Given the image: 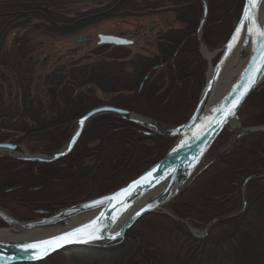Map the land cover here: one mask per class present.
Here are the masks:
<instances>
[{"label": "trees", "instance_id": "obj_1", "mask_svg": "<svg viewBox=\"0 0 264 264\" xmlns=\"http://www.w3.org/2000/svg\"><path fill=\"white\" fill-rule=\"evenodd\" d=\"M132 1L117 4V0H112L110 7L116 2L115 13L104 19L121 13L123 17L132 16L135 11ZM165 1L177 12L175 21L187 27L161 39L158 55H165V62L175 55L168 66L175 71V78L171 80L185 84L179 90H164L153 97L151 92L137 94L139 81L130 83L120 76L121 71L116 73L124 68L126 63L121 62L130 58V52L126 48L111 47L96 49L97 56L108 52L103 61L61 67L47 74L38 92L33 81L32 40L27 32L66 38L90 23L75 24L66 19L68 6L76 0H0V142L41 143L45 150H53L65 139L64 130L70 123L102 106L134 111L172 125L187 121L200 89L197 67L191 64L197 55L193 35L200 6L198 0ZM213 3L208 4V12L215 20L220 8L219 3L215 2V6ZM242 3L243 0L241 6ZM150 8L156 7L150 5ZM13 33L17 34L7 48V40ZM133 60L141 67L139 78H142L157 58L150 61L135 56ZM95 91L112 97L108 102L97 100ZM125 94L130 97L121 104ZM174 102H179L182 111L185 109V116L177 121L165 120V107ZM257 114L247 121L256 117L252 124L263 122L264 115ZM138 130L132 124L101 117L83 133L78 147L58 163L38 165L5 159V165L0 164L5 169L0 196H5L8 204L54 212L115 191L157 163L173 143V140L149 137L138 140ZM230 136H220L210 156ZM94 143H97L95 148L88 147ZM80 144H85L84 148ZM86 158L93 159V163L86 165ZM60 164L67 165L60 167ZM74 164L82 168L78 170ZM19 166L23 170L16 172ZM259 174H264V134L241 139L233 152L202 172L168 210L178 219L195 225L231 215L241 208L242 184ZM37 187L40 189L27 191ZM51 195L59 199H45ZM246 199L247 209L240 217L216 224L203 240L193 238L184 227L167 217L151 214L127 232L122 242L106 248H73L48 258L45 264H264V179L247 185ZM21 214L25 218L33 217L30 213Z\"/></svg>", "mask_w": 264, "mask_h": 264}, {"label": "water", "instance_id": "obj_2", "mask_svg": "<svg viewBox=\"0 0 264 264\" xmlns=\"http://www.w3.org/2000/svg\"><path fill=\"white\" fill-rule=\"evenodd\" d=\"M200 4L202 17L197 32V44L199 55L204 62V72L196 106L185 123L179 126H169L130 111L103 106L89 111L76 120L67 143L59 150L30 154L19 145L0 143V153H8L12 160L38 165L53 164L68 156L76 147L88 124L101 116H110L133 124L142 129L139 133L145 137L173 140L171 147L160 161L123 187L104 196L63 208L53 214L44 211L36 212L37 215L43 217L30 222L16 220L8 210L0 206V221L8 227L20 229L25 233L46 229L57 231V233H52L44 238L25 241L0 239V264H44L46 259L52 255L68 252L73 248H106L122 242L126 233L139 220L151 214H162L187 228L194 238L201 239L194 235L195 232L186 222L170 215L165 208L177 199L206 167L211 166L218 159L221 151L207 165L202 166L216 140L226 128L231 127V124L235 123L236 127L232 129L234 136L229 145L235 144L243 137L264 134V126L244 129L238 116L247 99L264 84V75L252 71L253 66L260 67L261 64H264V61L253 59V57L261 56V52L256 49L264 41L255 36H248L246 26L241 31L239 40L229 50V45L233 43L236 30L244 21L245 12L249 6V0H244L239 19L227 42L217 50L218 59L215 63V59L213 60L212 71L208 75V65L201 52V45L204 44L202 37L208 13V0H200ZM263 6L264 4H258L256 9L257 19L262 28H264V20L261 16ZM96 39L97 47H129L134 44L131 40L112 35H97ZM90 41L89 38H83L74 40L73 43H90ZM237 51L239 52L238 59L242 64L237 69L235 79L220 99L213 102L221 76ZM252 77L256 78L255 83H251ZM218 109L219 111H217ZM228 109H231L234 114H228ZM222 119L223 123L217 122ZM145 177L147 180L144 179ZM261 178H264V175L253 176L245 180L242 189L241 210L234 215L217 218L210 222L205 227L204 238L216 224L240 217L245 212L247 207L245 188L251 181ZM138 181L140 184L136 186ZM130 188L133 189L131 194L120 198L123 203L106 199ZM101 201L104 202L100 203ZM93 221L97 222L91 230L95 234V238H88V233H85L79 238L62 242L60 246L40 258H37L36 250L26 247L29 244L51 240L73 232L92 224Z\"/></svg>", "mask_w": 264, "mask_h": 264}, {"label": "rangeland", "instance_id": "obj_3", "mask_svg": "<svg viewBox=\"0 0 264 264\" xmlns=\"http://www.w3.org/2000/svg\"><path fill=\"white\" fill-rule=\"evenodd\" d=\"M117 1H118L117 4H119L120 1L123 4V0H117ZM125 1H128V0H124V2ZM212 1L214 3L215 2L219 3V4H217L218 5L217 7H219L220 10L218 12V16L215 17V20L213 19V17H211L212 18L211 19L210 16L208 15V18L206 20V23H205V26L203 29V40H204V45L206 44L210 50H216L217 51L222 47V45L226 42V40H228V38L230 37V35L233 31V28H234V26H235V24L239 18L238 16L241 13L240 9L242 8V6H241L242 0H219L218 2L216 0H208V4H210V3L212 4ZM111 3H112V0H76V2H74L73 4L68 6V8L65 12V13H67V15H65V16H66V19H68V21L74 22L75 24L76 23H82V22H86V24L90 23L89 25L87 24V26L85 28H83L81 31H79L78 33H76L72 36L62 38V37H59V36L57 37L54 35H50V36L42 35L39 32H33V31L27 32L28 36L32 40V48L34 51L32 54V58L34 59V62H35V71H34V78H33L34 79L33 80L34 81V87H36L35 90L37 89V91L40 92L41 91L40 89H41V86L43 84V80H44L45 76L49 73L54 72L55 70H57L61 67H68V66L75 65V64L83 66V65L98 63L100 61L105 60L104 57L108 54V52L102 56H97L95 54V51L98 48L95 45L97 42V39H96L97 35H112V36L125 38L127 40H131L134 42V44L132 46L126 47V49L130 52V58L127 59L126 61L121 62V63H126V64L124 65L123 69H121V68L118 69L116 71V73L121 71L120 76L122 78L124 77L125 79H128L130 81V83H134L135 81L140 82L141 78H139V70H141V67L138 65V63L135 62V60H133V59H135V56H140V57L143 56V57L149 58V59L154 57V56H158L159 45H160L161 39L166 37L167 34H168V36H169V34H172L173 33L172 31H179L182 29L175 21L177 12L174 11V8L171 5H169V3L166 2L165 0H133L132 4L135 5V11L132 12V14H133L132 16L123 17L121 15L122 14L121 13V14H118L117 17H113V18L109 17V19H104L107 15L115 13L114 7L116 6V2L110 7ZM150 5H155L156 8H154V9L150 8L149 9ZM242 5H243V3H242ZM214 6H215V4H214ZM151 27L153 28V30L149 31ZM22 33H24V32H22ZM16 34L17 33H13V34L9 35V38L7 40V48L11 47L12 39L15 37ZM193 36H195V35H193ZM193 36H191V38H193ZM83 38L91 39L90 43H81V44H74L73 43L74 40H79V39H83ZM196 51H198L197 46H196ZM196 56H197V58H196ZM217 59H218V56H216L214 63L217 61ZM131 62L134 64L131 65ZM191 64L194 67H197L196 68L197 69L196 75H198V77H200V80L202 81L203 72H204V62H203V59L201 58V56L198 54V52H197V55H195L194 58L191 59ZM158 71H157V73H158ZM160 71H162V70L160 69ZM160 71H159V73H160ZM170 72L165 71V73H164V71H163L162 74H163V76L166 75L168 78ZM183 83L180 82V83H176L173 85L170 84L169 86H167V82H166L164 90L168 91V90H172V88L174 89V91L179 90L177 84L181 85L183 87ZM199 91H200V89H199ZM198 96H199V94H198ZM258 96H260V97L258 98ZM94 97H95V99L100 100V101L102 100L104 102H108L111 99V97L105 96L103 94H100V92H96V91L94 93ZM255 99H257L256 103L253 102V100H255ZM183 104H185V101L183 102ZM256 104H258V105H256ZM255 111L258 114L261 112V114H259V116L264 115V84L260 87V89H258L255 93H253L248 98L247 102L244 104V106L242 107V109L239 112L238 116H239V119H240V122H241V125L243 128L251 129V128L264 126V121L263 122L259 121L258 122L259 124H257V123L252 124L253 120H255L256 117L252 121L250 119H249V121H247L248 117L254 116L255 114H257V113H255ZM132 112L140 115V113H137L134 111H132ZM250 113L252 115H250ZM110 118H113V117H110ZM113 119L117 120L116 118H113ZM74 122L70 123L65 128V130H64L65 139L63 140V142H61V144L57 148H55L53 150H45V148H43L41 143L33 144L31 142L32 143L31 144L30 142L29 143L24 142V143L16 144V145L21 146L30 154H36V153H40V152L41 153H49L52 151L59 150L62 147H64V145L67 143V141H68V139L72 133V130L74 127ZM157 122H160V121H157ZM91 123H92V121H91ZM91 123L88 124V126L86 127L84 132H86V130L90 127ZM160 123H163V124H166L169 126L172 125V124H167L164 122H160ZM225 134L231 135L228 142H226L225 145L221 146L213 156H210V152H209L207 158L205 159V161L202 165L203 167L205 165H207L210 162V160H212L223 149H226V152L224 154H222L221 156H219L218 159L214 163H216L221 157L226 156V155L230 154L231 152H233L236 144L241 139L246 138V137H243L240 140H238L235 144L229 145L230 140L234 136V134L232 133L231 127L226 128L220 136H224ZM258 135H262V134H258ZM254 136H256V135H254ZM143 137H145V136L140 135L138 140H141V138H143ZM249 137H253V136H249ZM160 139H163V138H160ZM0 143H6V142H0ZM7 143H10V142H7ZM96 144L97 143L90 144L88 147L89 148L90 147L95 148ZM84 145L85 144H80V148L81 149L84 148ZM76 147H78V146H76ZM77 150H78V148H77ZM5 159H10L9 154L8 153H2V154L0 153V164L3 163L2 165H5V161H3ZM10 160H12V159H10ZM14 161H16V160H14ZM58 162H56V163H58ZM84 162L86 165L89 166L93 163V159L87 160V158H86ZM66 165L67 164H60L59 166L64 167ZM75 165H76L75 168L78 170L80 168H82V165L79 166V164H74V166ZM209 167H206L202 172H204ZM1 168L2 167L0 165V182L2 183V179H3L2 174H3V170H5V169H1ZM21 170H23V168H21L20 166L16 167V169H15L16 172H21ZM260 175H264V174H259V175H255V176H260ZM251 177H253V176H251ZM196 179L194 180V182L196 181ZM261 179H264V178H261ZM256 180H258V179H256ZM253 181H255V180H253ZM253 181H251V182H253ZM66 183L63 182L62 184L67 186ZM191 185H189L182 193H184ZM243 185H244V183L242 184L241 189H240V191H241V204H242V200H243V198H242ZM39 189H40V187H37L36 189L31 188V189H28L27 191L32 192V191L39 190ZM43 190H44V188H43ZM245 197H246V188H245ZM45 199L57 201L59 199V197L57 195H53V196L51 195V196H45ZM177 199H175V200H177ZM83 202H86V200L82 201L81 203H83ZM0 203H5L4 209L8 210L10 213L15 215L17 217V219H19L21 222L33 221V220H37V219L43 217V216H39L36 214V212H39V211H44V212H47L49 214H53V213L63 209V208H60L54 212H49V211H45V210H36V209L26 208V207L22 208L20 206L15 205V204L6 203L5 202V196H0ZM81 203H78V204H81ZM246 203H247V199H246ZM168 206L165 208L166 211L170 215L174 216L168 210ZM246 209H247V207H246ZM240 210H241V208L237 212H235L231 215L238 213ZM23 212H25V214L30 213L31 215H33V217L32 218H28V217L25 218L24 215L21 214ZM231 215H227L224 217H228ZM162 216H164V215H162ZM175 218H177V217H175ZM221 218H223V217H221ZM181 221L186 222L187 225L195 232L194 235L196 237L201 238V239H197V240H203L206 238V237L204 238L203 233L205 231V227L209 223L205 224V225H195V224H191V222L188 220H181ZM138 222L136 223V225L138 224ZM182 227H184V226H182ZM185 229L192 236L190 231L187 228H185ZM208 235H209V232H208Z\"/></svg>", "mask_w": 264, "mask_h": 264}, {"label": "bare ground", "instance_id": "obj_4", "mask_svg": "<svg viewBox=\"0 0 264 264\" xmlns=\"http://www.w3.org/2000/svg\"><path fill=\"white\" fill-rule=\"evenodd\" d=\"M198 3H199V6H200V10H198L197 14H198V21H197V25L195 26V41H196V46H197V49H198V40H197V32H198V28H199V24H200V20H201V17H202V8H201V4H200V1L198 0ZM243 3H244V0H243ZM208 15L209 13H207V18H208ZM261 16H262V19L264 20V6L262 8V11H261ZM206 18V20H207ZM177 23V22H176ZM182 29H185L187 26H185L184 24H181V23H177ZM117 37V36H116ZM203 39V37H202ZM227 42V40H226ZM225 42V43H226ZM203 43H204V40H203ZM224 43V44H225ZM223 44V45H224ZM222 45V46H223ZM107 47H112V46H107ZM130 47V46H129ZM112 48H126V47H112ZM198 52V51H197ZM201 52H202V55L203 57L206 59V62H207V65H208V75H210V72L212 71V67H213V60L215 59L216 55H217V51L216 50H210L208 48V46L205 44L201 45ZM199 54V52H198ZM238 55H239V52L237 51L234 56H233V59L229 62V64L227 65V67L225 68L222 76H221V79L219 81V84L217 86V89H216V92H215V95H214V98H213V102H216L220 99V97L226 92V90L230 87L231 83L233 82V80L235 79V75L237 73V69L240 68L242 62L239 61L238 59ZM175 55L172 57L174 59ZM155 58H157V60L153 61L150 63V67L149 69H147V71L145 72V75L141 78V81L139 82V85H138V90H137V94H140L141 92H151L153 94V97L155 95H160L162 93H164V89H165V85H166V82H167V86H169L170 84H176V82H172L171 79L175 78V71H172L171 69L169 70V65L172 64L173 62V59L171 58V60L168 62H165V58L166 56H154L152 58H150V61L151 60H154ZM149 59V58H148ZM160 69L162 71H160ZM160 73H159V71ZM158 71V73H157ZM164 71H171L170 72V77L167 78V76H163L162 72ZM156 75V76H155ZM189 81V80H188ZM183 83V82H182ZM185 84V83H183ZM178 88H181L182 86L181 85H178ZM200 88H201V80H200ZM167 89V88H166ZM169 89V88H168ZM183 90L180 91V94H182ZM200 92V91H199ZM188 93V92H187ZM179 94V95H180ZM124 96L120 102L121 104H124L128 101V98L130 97V95H122ZM109 97V96H108ZM112 97V96H111ZM198 99V98H197ZM248 100V99H247ZM197 102V101H196ZM247 102V101H246ZM245 102V103H246ZM244 103V104H245ZM244 106V105H243ZM242 106V107H243ZM103 107V106H102ZM113 107V106H112ZM98 108V107H96ZM115 108H118V107H115ZM165 113H164V119L165 120H169V121H177V120H181V118H183L185 115V109L182 111V107L180 106L179 102H174V104L172 105H169L167 107H165ZM95 109V108H94ZM119 109H122V108H119ZM242 109V108H241ZM240 109V110H241ZM93 110V109H92ZM122 110H125V111H128L126 109H122ZM194 110V109H193ZM132 112V111H130ZM193 112V111H192ZM240 112V111H239ZM86 115V114H85ZM141 115V114H140ZM143 116V115H142ZM191 116V115H190ZM101 117H104V116H101ZM100 117V118H101ZM105 117H109V116H105ZM146 117V116H144ZM161 117V116H160ZM162 117H163V114H162ZM99 118V117H98ZM146 118H149V117H146ZM190 118V117H189ZM188 118V119H189ZM80 119V118H79ZM97 119V118H95ZM93 119L92 122L95 120ZM151 119V118H149ZM154 120V119H152ZM120 121V120H118ZM156 121V120H154ZM123 122V121H122ZM91 123V122H90ZM127 123V122H126ZM185 123V122H184ZM130 124V123H128ZM183 124V123H182ZM133 125V124H132ZM181 124H178V125H171V126H179ZM135 126V125H134ZM137 127V126H136ZM236 125L235 123L231 124V129L235 128ZM139 128V127H138ZM257 128V127H256ZM244 129H247V128H244ZM142 129L139 128L138 130V133L139 131H141ZM140 134V133H139ZM141 135V134H140ZM82 137V136H81ZM81 139V138H80ZM79 139V141H80ZM78 141V143H79ZM77 143V144H78ZM77 146V145H76ZM213 147V146H212ZM76 149V147L74 148V150ZM73 150V151H74ZM169 150V149H168ZM72 151V152H73ZM71 152V153H72ZM226 152V149H223L221 151V155L224 154ZM2 154V153H1ZM166 154V153H165ZM220 155V156H221ZM165 156V155H164ZM163 156V157H164ZM67 157V156H66ZM162 157V158H163ZM161 158V159H162ZM160 159V160H161ZM159 160V161H160ZM156 164V163H155ZM49 165V164H47ZM150 168V167H149ZM202 168V167H201ZM147 170V169H146ZM201 170V169H200ZM143 173V172H142ZM134 179V178H133ZM131 181V180H130ZM127 184V183H126ZM125 184V185H126ZM10 191H7V193H9ZM1 206V205H0ZM2 207V206H1ZM3 208V207H2ZM11 215L18 221H20L19 219H17V217L15 215H13L11 213ZM34 221V220H33ZM27 222H30V221H27ZM57 233V231H50L49 229H46V230H38V231H33V232H22L20 229H17V228H11V227H8L6 226L2 221H0V239H5V240H13V241H25V240H30V239H39V238H44V237H47V236H50L52 235V233ZM57 254V253H56ZM54 254V255H56ZM54 255H52L51 257H53ZM50 258V257H49ZM47 261V259H46ZM45 261V262H46ZM45 264V263H44Z\"/></svg>", "mask_w": 264, "mask_h": 264}, {"label": "snow or ice", "instance_id": "obj_5", "mask_svg": "<svg viewBox=\"0 0 264 264\" xmlns=\"http://www.w3.org/2000/svg\"><path fill=\"white\" fill-rule=\"evenodd\" d=\"M258 4H264V0H249V6L245 12L244 21L242 22L241 26L236 30V35L233 37V43L229 45V50L234 46L235 42L239 40L240 33L242 30L245 29L246 26H247L246 31L248 36H255L259 38L261 41H264V28H262L261 25L259 24L256 14V9ZM262 50H264V42H261L260 47L256 49V51L261 52V56L259 58L253 57V59L264 61V51ZM252 71L256 72L259 75H264V64H261L260 67L253 66ZM255 79H256L255 77H252L251 83H255ZM217 111H219V109ZM228 114H234V113L232 112L231 109H228ZM217 122L223 123L224 121L222 119ZM81 124H83V121H81ZM144 179L147 180V177H145ZM139 184L140 182L138 181L136 186H139ZM132 190L133 189L131 188L125 189L124 191L117 193L114 196L108 197L106 199L123 203V201L120 198L125 197L126 194L130 195ZM103 202L104 201H101L100 203ZM96 223H97L96 221H93L92 224L76 229L73 232L66 233L62 236L55 237L51 240L41 241L36 244H29L26 247L28 249L36 250L37 258H40L42 255H47L49 251L54 250L55 247L60 246L62 242L70 241L73 238H79L85 233H88V238H95V234L91 230L95 227ZM117 235H119V233H117Z\"/></svg>", "mask_w": 264, "mask_h": 264}, {"label": "flooded vegetation", "instance_id": "obj_6", "mask_svg": "<svg viewBox=\"0 0 264 264\" xmlns=\"http://www.w3.org/2000/svg\"><path fill=\"white\" fill-rule=\"evenodd\" d=\"M152 30H153V28L151 27L149 31H152ZM0 205H1L3 208H5V203H0Z\"/></svg>", "mask_w": 264, "mask_h": 264}]
</instances>
